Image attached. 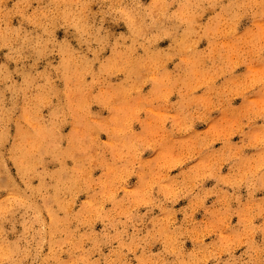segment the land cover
I'll list each match as a JSON object with an SVG mask.
<instances>
[{"label":"rangeland","instance_id":"rangeland-1","mask_svg":"<svg viewBox=\"0 0 264 264\" xmlns=\"http://www.w3.org/2000/svg\"><path fill=\"white\" fill-rule=\"evenodd\" d=\"M0 264H264V0H0Z\"/></svg>","mask_w":264,"mask_h":264},{"label":"crops","instance_id":"crops-1","mask_svg":"<svg viewBox=\"0 0 264 264\" xmlns=\"http://www.w3.org/2000/svg\"><path fill=\"white\" fill-rule=\"evenodd\" d=\"M259 191H260V192H259ZM258 192H259V193H258ZM262 192H263V191H261V190L256 191V192H255V197H256V198H260Z\"/></svg>","mask_w":264,"mask_h":264}]
</instances>
